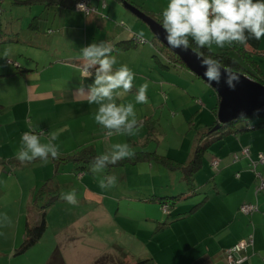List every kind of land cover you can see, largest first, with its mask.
I'll return each instance as SVG.
<instances>
[{
  "label": "crops",
  "instance_id": "1",
  "mask_svg": "<svg viewBox=\"0 0 264 264\" xmlns=\"http://www.w3.org/2000/svg\"><path fill=\"white\" fill-rule=\"evenodd\" d=\"M147 1L150 2V0H91L96 10L88 15L75 10L73 5L46 7L41 4L36 5L39 8L36 14L31 5L29 6L30 15L38 17V21L34 23V26H31V23L28 26L29 32L33 34H28V37L31 36L29 38L32 39L28 43L42 48L43 35L40 31L48 25L55 27L56 32L52 36L55 37L56 46L54 50H51L52 58L42 62L43 55L31 53L28 58L22 60L21 64L16 62L19 65H15V68L5 66L4 62L0 61V115L4 118L0 122V161H5V163L0 162V216L7 214L11 220V223L7 225L16 222L23 223L22 240L25 236L27 219L36 214L37 206L32 205L31 207L33 194L53 176L52 184L58 190L68 193L69 188L72 187L76 191L77 203L71 204L60 199L50 208L48 207L49 212L57 211L59 208L71 209L76 213L84 210L87 216H95L103 212L99 210L105 209L104 200L92 199L84 190V180L88 175L93 174L91 169L81 173L77 171L78 165L70 163L62 165L60 172L59 169L57 172L56 162L49 159L51 171L48 172L40 160L27 165L20 162L15 165L8 160L16 159L15 153L20 145L21 136L25 132L23 124L17 122L25 118L26 112L32 111V100L39 99L37 102H42L44 100L40 99L50 96L58 104L87 103L78 90L83 87L87 91L88 86L94 83V76L90 79H84L83 76L81 78L72 76L74 79H71L63 72L68 70L72 74L71 66L82 67L83 62L79 58L81 48L92 43L107 42L113 48L112 55L127 54V62L124 65L128 67L132 65L135 58L141 55L146 56V54L154 61H158V57L154 56L159 53L156 43L159 39L153 30L152 32L149 30L153 34L152 37L150 36L148 29L142 25L146 21L136 11L159 22L162 20V10L168 0H157L155 8L147 7ZM133 7L136 9L133 10ZM45 12H50L52 17ZM78 14H81V17L75 19ZM140 32L144 34L143 39L135 46L129 48L118 46L121 41L137 38ZM11 39L12 42L20 41V38L11 37ZM7 43L9 41L2 44ZM247 48L255 53L254 59L264 74V38L259 41L250 38ZM217 103L218 100L216 106ZM216 106L213 112L217 115ZM244 126L238 125L239 128H244ZM243 147L250 148L253 159H256L259 153H264V129L245 130L213 143L210 146L211 149L209 148L212 157L208 158V164L202 162L201 170H204V177H199L198 174L202 172L199 171L194 178V185L197 187L194 194L183 175L174 177V171L169 177L171 182L167 180L156 185V181H153V185H150L151 189L142 192L140 196L129 197L131 194H125L128 195L126 198L137 200L136 204L138 200L144 204H151L149 199L153 195H166V193L181 191L188 192L192 196L191 200L194 201L181 205L178 203L172 207L170 222L158 231H156L157 225L165 221L167 215L161 211V204L156 201L152 202L158 206V208H150L151 214L146 216V220H150L152 224L145 229L143 236L138 234L135 236L137 242L142 244L139 255L152 257L156 264H228L225 257L226 249L241 239L253 235V245L247 250L249 257L240 264H264V188L257 192L259 180L255 171L249 166V159L242 157L237 162L233 161L232 154L240 152ZM73 151L75 150L60 152V155ZM214 159L219 160L217 169L212 166ZM149 165L154 169V163H149ZM257 171L261 172L264 178V165H258ZM160 174H158L159 177ZM157 189H160L159 192ZM202 195L207 197L205 202L194 212H189L196 202L204 198ZM112 199L109 196L107 201L110 202ZM246 202L257 203L259 210L251 214L242 213L240 206ZM76 205L82 207L83 210L77 209ZM74 222L77 223V221ZM19 230L17 227V230L9 229L8 232L16 233L20 232ZM17 242L19 239L16 235L10 236L8 240L0 239L4 247H10L8 253H0L1 264L4 263L2 260L14 264V257L11 254ZM40 243L38 242L37 245ZM78 246H72V248ZM127 251L130 259L131 251L130 249ZM47 255V259L51 258L52 253L49 252ZM94 259L95 256L92 258L86 256L85 260L83 258L79 261L92 263ZM49 260L41 263L46 264Z\"/></svg>",
  "mask_w": 264,
  "mask_h": 264
},
{
  "label": "rangeland",
  "instance_id": "2",
  "mask_svg": "<svg viewBox=\"0 0 264 264\" xmlns=\"http://www.w3.org/2000/svg\"><path fill=\"white\" fill-rule=\"evenodd\" d=\"M156 4L157 0H150V2L147 1L146 6L155 8ZM36 5L33 4L32 7L37 14L39 8ZM0 8V30H2L0 41L2 38H20L18 42L10 40L7 44L0 43V61H3L5 66L15 68L13 62L21 64L22 60L28 58L31 53L43 55L42 62L52 58L51 50H54L56 46L55 37L52 36L56 32L55 27L48 25L40 31L43 35L41 42L43 46L37 48L36 45L28 43L32 40L28 34L33 35L29 32L28 26L33 23L34 18V15H30L29 5L18 4L15 0H0ZM135 9L136 7H133V10ZM45 13L52 17L50 12ZM79 17L81 14H78L75 19ZM142 25L152 32L146 22ZM151 32L150 36L152 37ZM212 49L217 50V46L213 45ZM5 50H9L10 53L7 58L2 57ZM114 56L117 59L114 69H118L127 62V54H114ZM8 60H11L12 63H8ZM162 63L154 61L146 54V56L141 55L137 59L135 58V61L129 66L135 73L134 88L127 93L121 90V95L116 98V103L126 105L131 102L135 105L139 130L132 136L116 133L108 135V130L103 129L94 120L98 105H90L88 102L85 104H58L50 96L40 99L44 100L42 102H37L39 99L32 100V111L26 112L25 118L17 123L23 124L25 132L43 133L41 136L42 143L48 141L50 134H56L58 139L54 143L59 145V151L63 153L78 150L84 145L94 144L98 152L104 154L111 151L113 144L127 143L135 152V156L144 155L146 152H156L161 157H171L177 161L188 162L200 134L218 119V114L213 112L218 94L214 88L192 70L181 66L167 68L164 66L167 62L163 61ZM71 67L73 69L72 74L65 70L63 71L65 76H70L71 79L81 78L82 67L75 65ZM92 70L94 76L95 69ZM145 83L148 85L146 93L148 103L136 104L135 93L138 87ZM263 119L264 117H251L246 120L249 121L248 124L253 125ZM3 120L4 118L0 115V122ZM247 121H239L238 125H246ZM146 137L148 139H145ZM209 151L203 156L202 162L207 163L208 158L212 157L211 151ZM133 158H125L120 163L110 164L106 168L108 171L105 169L102 173H93L84 180L85 192H88L92 199L104 200L105 209L99 210L103 211L102 213L87 216L82 207L78 205L75 207L82 209L83 211L80 212L83 213L60 208L57 211L49 212V207L47 212L48 227L39 240L41 243L35 244L36 246L34 245L22 254L15 255V251H13L11 254L14 257L13 263L43 264L41 262L50 258L47 259V254L53 253L56 248L62 252L64 264H93L102 255L116 253V247H122L127 253V249H130L131 256L126 264H131L137 258H141L142 255H139V252L142 249V244L137 242L135 236L145 234V229L152 224L150 220H146L147 214H151L149 209L158 208V206L152 202L151 204H144L140 200L136 204L137 200L126 198L128 195L125 194H131L129 197L140 196L142 192L151 189L153 181H156V185L167 180L171 182L169 177L172 171L162 163L155 162L153 169L149 165L150 162H134L135 159ZM50 160L55 159L50 158ZM18 162L16 159L13 163L16 165ZM44 165L50 172L51 163L48 162ZM87 168L90 169V167ZM201 171L198 175L204 177V170ZM112 175L117 177L115 187L110 189L99 187L100 179ZM181 175V170H174V177ZM177 181H179L178 178ZM69 189V192L74 190L72 187ZM160 189H157V192ZM160 194L162 193L160 192ZM109 196L113 198L110 202L107 201ZM202 196L204 197V195ZM191 199H184L179 203L181 205L194 202ZM22 225L23 223L16 222L11 225L0 226V233H3L0 235V239L8 240L10 236H18L19 242H17L14 250L23 241L21 239ZM17 227L20 232L15 233ZM9 229L14 231L9 233ZM77 245L79 246L72 248V246ZM9 248L0 243V253H8ZM86 256L89 258L95 256V259L92 260V263H87L84 261ZM83 258V261H79ZM2 261H4L3 264H10L7 260Z\"/></svg>",
  "mask_w": 264,
  "mask_h": 264
},
{
  "label": "clouds",
  "instance_id": "3",
  "mask_svg": "<svg viewBox=\"0 0 264 264\" xmlns=\"http://www.w3.org/2000/svg\"><path fill=\"white\" fill-rule=\"evenodd\" d=\"M160 23L168 45L173 49L191 51L200 61V66L204 68L203 75L210 84H219L223 79L230 89L235 90L240 74L223 65L219 59L203 55L201 50L207 48L210 51L213 45L218 48L226 45L246 47L250 38L258 41L264 38V0H168ZM143 36V32H140L138 40H142ZM112 52L111 45L104 41L81 48L82 76L84 79L91 78V69H95V74L94 83L88 86L87 91L83 87L78 91L88 104L98 105L94 120L108 130V135L132 136L139 130L135 105L131 102L117 104L116 98L121 95V90L125 93L133 90L135 73L127 65L114 69L117 59ZM9 54V50H5L2 57L7 58ZM147 88L146 83L138 87L136 104L148 103ZM42 135L32 131L22 134L15 153V158L21 164L27 165L36 160L47 164L50 158L59 159V145L54 143L57 135L50 134L46 143L41 142ZM134 156L135 152L129 144L116 143L110 152L97 155L90 169L93 173H102L110 164ZM116 182V176H106L99 180V187L110 189L116 186ZM61 199L71 204L77 203L76 191L62 193ZM10 223L6 213L0 216V226Z\"/></svg>",
  "mask_w": 264,
  "mask_h": 264
},
{
  "label": "trees",
  "instance_id": "4",
  "mask_svg": "<svg viewBox=\"0 0 264 264\" xmlns=\"http://www.w3.org/2000/svg\"><path fill=\"white\" fill-rule=\"evenodd\" d=\"M77 0H15L18 4H27L29 6L33 4H41L46 7L51 6H63L70 7L74 6ZM31 4V5H30ZM38 17L33 18V23L31 26H34ZM161 20H159L160 22ZM33 24V25H32ZM12 40L11 38H2L0 43L8 42ZM138 38H134L133 40H126L119 42L118 46L122 48L133 47L139 42ZM156 43L157 48L159 49V53L154 57H158V62L166 61L167 64H164L165 67L170 68L171 66L175 67H184L188 68L184 60L170 47L165 45L161 40H157ZM203 55L209 56L211 55L215 59H219L223 65L233 68L239 73L245 74L248 77L264 84V74L262 73L257 61L254 59L255 53L247 48V46H228L226 45L224 48H218L217 50L211 49L210 51L205 48L201 50ZM11 61V60H10ZM12 63V61H11ZM15 65H19L16 62H13ZM163 64V63H162ZM189 69V68H188ZM216 113H218L219 100ZM264 117V116H259ZM247 118H239L230 121L227 124H222L219 128H215V126L219 123L218 119L210 125V127L202 132L198 137L196 147L191 155V158L188 162L177 161L171 157H161L157 155L156 152H146L144 155L140 154L135 156L133 159L134 162L139 161H148L150 163L159 162L160 164L166 165L171 171L181 170L183 178L185 181L190 184V190L193 194L196 192V186L194 185V178L196 174L202 169V158L207 150H209L210 146L217 142L221 141L225 137L229 135H237L243 131H254L264 129V119L254 123L253 125L248 124L249 121ZM239 121H247V124L244 128L238 127ZM100 153L94 146V144H88L82 146L80 149L75 150L71 153L60 155L59 159H55L54 161L57 164L56 171L60 172V167L65 164H76L78 165L77 171L81 173L84 171H88L87 167H90L92 160L99 155ZM131 159V158H129ZM16 159H9L8 162H14ZM1 163H5L4 160L0 161ZM120 163V162H118ZM107 170V169H106ZM80 173V174H81ZM54 176L49 178L42 186H40L37 190H35L33 194L32 205H36L37 209H35L36 214L32 215L30 219H27L26 227H25V236L20 246L16 248L14 251L15 255L22 254L33 247L35 244L39 242V240L44 235L47 229V209L57 201L61 199L62 191L58 190L53 184ZM164 194V193H163ZM192 198L188 192H179V193H166V195H153L150 197L149 201L151 202H159L161 205L168 204L170 206L168 212H164L161 206V209L164 214L167 215V219L163 222H160L157 225V230H160L166 226L170 221L169 217L171 216V208L174 207L177 203L184 199ZM207 199L204 197L203 199L196 202L189 212H194L197 210ZM30 208V206H29ZM155 231V232H156ZM116 253L112 252L106 255H102L99 257L93 264H126L129 261L128 253L122 247H116ZM64 259L62 256V252L59 248H56L51 255V258L46 264H64ZM131 264H156L155 260L150 256H145L141 258H137Z\"/></svg>",
  "mask_w": 264,
  "mask_h": 264
},
{
  "label": "water",
  "instance_id": "5",
  "mask_svg": "<svg viewBox=\"0 0 264 264\" xmlns=\"http://www.w3.org/2000/svg\"><path fill=\"white\" fill-rule=\"evenodd\" d=\"M136 13L150 25L158 39L170 47L164 38L161 23L139 11ZM173 50L184 60L188 68L214 88L220 97L217 113L219 123L215 126L216 129L234 119L264 116V84L239 72L240 81L235 90L230 89L223 79L219 84H210L203 75L204 68L200 66V61L191 51ZM241 113L244 115L241 116Z\"/></svg>",
  "mask_w": 264,
  "mask_h": 264
},
{
  "label": "built area",
  "instance_id": "6",
  "mask_svg": "<svg viewBox=\"0 0 264 264\" xmlns=\"http://www.w3.org/2000/svg\"><path fill=\"white\" fill-rule=\"evenodd\" d=\"M81 5V8L79 7ZM74 9L80 12H84L85 14H90L95 12L96 8L92 5L91 0H77L74 4ZM11 63V61H8ZM92 70V69H91ZM93 72V70H92ZM242 157L249 159V166L256 173V176L259 180L257 186V192L264 188V178L262 173L257 171L258 165H264V153L261 152L258 154L256 159H253L251 156V150L249 147H243L240 152H234L232 154V159L234 162L239 161ZM219 165V160L214 159L212 161L213 168L217 169ZM238 175V173H237ZM169 206L167 204L162 205V209L164 212L169 211ZM259 210V206L257 203H243L240 206V211L245 214H251L255 211ZM253 245V235H249L248 237L241 239L239 242L229 247L225 251V257L228 264H240L248 259L247 250L250 246Z\"/></svg>",
  "mask_w": 264,
  "mask_h": 264
}]
</instances>
